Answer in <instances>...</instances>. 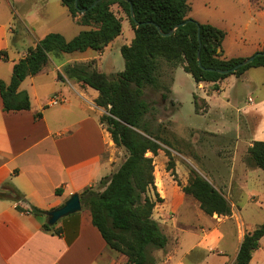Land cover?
I'll use <instances>...</instances> for the list:
<instances>
[{"label":"crops","instance_id":"obj_1","mask_svg":"<svg viewBox=\"0 0 264 264\" xmlns=\"http://www.w3.org/2000/svg\"><path fill=\"white\" fill-rule=\"evenodd\" d=\"M32 4L25 12L33 9ZM15 32L10 18L0 20V79L6 82L30 47L47 34L62 31L36 33L25 26ZM14 33L19 35L16 43ZM114 41L101 51L51 53L45 67L20 85L30 96L29 109L6 110L0 94V264H128L125 254L108 245L82 201L84 190L101 189V180L118 170L127 150L114 142L101 121L106 109L96 103L99 91L64 71L69 64L96 60L99 71L114 72L108 64L111 55L103 58ZM261 49L264 46L258 45L253 53L238 57ZM257 67L264 66L218 81L195 80L201 92L192 91V112L201 121L189 125L182 137L190 145L181 151L182 159H176L179 180L173 169L156 180L163 201L153 217L168 238L165 247L149 249L156 264H234L246 233L264 222V170L249 154L255 141L264 140V77H257ZM124 68L122 64L117 71ZM178 69L184 70L183 65ZM175 80L170 101L179 105ZM195 94L206 102H201L199 111ZM54 96L64 100L50 104ZM192 168L230 201L232 214H207L184 191ZM74 193L80 194L82 209L55 224L59 234L46 231L47 215L32 208H58ZM249 264H264V236Z\"/></svg>","mask_w":264,"mask_h":264},{"label":"trees","instance_id":"obj_2","mask_svg":"<svg viewBox=\"0 0 264 264\" xmlns=\"http://www.w3.org/2000/svg\"><path fill=\"white\" fill-rule=\"evenodd\" d=\"M61 1L78 23L90 28L81 30L70 40L59 32H51L30 47L27 55L15 63L11 80L0 79L4 107L6 110L31 107L30 96L26 90L19 89L20 85L26 77L45 67L51 53H71L89 48L103 50L123 31L122 19L111 5L118 3L124 8L135 33L130 44L121 46L124 70L107 74L96 68V60H91L69 64L64 71L68 77L99 91L96 103L106 109L101 121L114 142L127 150V157L118 170L109 179L101 180V189L84 190L82 201L90 209L93 224L108 245L125 254L128 264H156L149 249L163 248L168 242L159 222L153 217L156 205L163 201L155 181L154 156L160 149L170 157L169 169H173L178 180L171 150L162 147L160 137L150 129L146 117L150 105L143 97L144 88H159L156 75L158 58L162 57L174 65L182 64L197 82L218 81L230 74L240 76L250 67L264 66V51L235 72L223 74L208 68L230 69L244 57H223L225 32L212 23L199 22L189 16L190 0H102L93 8L90 6L96 0H77V4L76 0ZM131 4L135 18L131 14ZM182 22L185 24L179 26ZM174 28L175 31L169 34ZM199 28L203 66L198 61ZM201 102L206 103L195 94L197 111ZM148 152L153 155H148ZM249 154L252 162L264 170V140L255 141L249 148ZM183 189L200 202L207 214H232L230 201L194 168ZM32 210L43 215L48 212L37 207ZM44 229L57 234L61 231L48 221L44 223ZM263 236L264 222L246 233L234 264H249Z\"/></svg>","mask_w":264,"mask_h":264},{"label":"rangeland","instance_id":"obj_3","mask_svg":"<svg viewBox=\"0 0 264 264\" xmlns=\"http://www.w3.org/2000/svg\"><path fill=\"white\" fill-rule=\"evenodd\" d=\"M31 1H33V9L25 12ZM189 3V16L199 22L212 23L225 32L222 42L225 57L250 54L253 53L254 47L264 46V0H190ZM111 9L123 22L122 34L103 53V58H108L111 55L108 64L114 67V72L110 73L114 74L118 72V69L120 70L122 64L123 67L125 66L121 46L130 44L135 33L124 8L120 4L114 3L111 5ZM5 18H10L16 30L15 33L27 26L30 29H35L36 33H43L50 29L51 31L60 30L64 37L71 39L84 28L69 14L61 0H10L9 2L0 0V20L4 21ZM15 33L12 35L14 43L17 42L19 36H15ZM261 51L264 49L257 52ZM157 64L156 75L160 84L159 88L152 86L144 88L143 97L150 105L146 117L150 129L160 137L162 147L171 150L175 168L176 159H182L181 151L186 152L190 145L186 138L182 139V137L185 136L189 125L201 121V117L193 115L191 103L192 91L201 92V89H197V82L191 74L183 69L176 71L181 64L174 65L162 57L158 58ZM254 70L258 72L257 77H264V67H257ZM175 77L179 105L172 104L170 101L171 86ZM169 159L170 157L164 149H160L159 153L154 156L155 181H160L163 173L164 175H167L166 172L171 173ZM176 177L179 180L178 174Z\"/></svg>","mask_w":264,"mask_h":264},{"label":"water","instance_id":"obj_4","mask_svg":"<svg viewBox=\"0 0 264 264\" xmlns=\"http://www.w3.org/2000/svg\"><path fill=\"white\" fill-rule=\"evenodd\" d=\"M100 1L102 0H96L91 6L90 8L95 7ZM130 1V0H127ZM76 4H77V0H76ZM87 9H84V11H86ZM131 14L132 17L135 18L134 15V7L131 4ZM185 24V22H182L180 25ZM176 28H174L169 34H172L175 31ZM163 35H165L166 33L162 32ZM198 35H199V42H200V49L198 51V61L200 66L202 65V61H201V39H200V28L198 30ZM260 52H256L251 56H248L246 58H244L241 62H239L238 64H236L234 67L230 68V69H222V68H208L209 70H213V71H217L219 73H230V72H235L237 69H239L240 67L252 62L257 55H259ZM13 195L16 196L15 192H11ZM82 209V201H81V197L79 193H74L68 200H66V202L55 209L49 210L47 212V221L49 224L54 225L56 224L62 217H65L69 214L75 213L77 211H80Z\"/></svg>","mask_w":264,"mask_h":264},{"label":"built area","instance_id":"obj_5","mask_svg":"<svg viewBox=\"0 0 264 264\" xmlns=\"http://www.w3.org/2000/svg\"><path fill=\"white\" fill-rule=\"evenodd\" d=\"M64 99L60 96H54L53 98H51L50 100V104H58L60 102H62Z\"/></svg>","mask_w":264,"mask_h":264}]
</instances>
